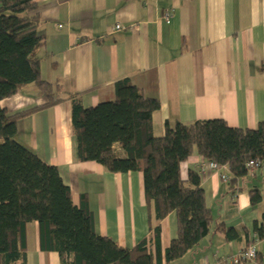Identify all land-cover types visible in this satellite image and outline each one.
Here are the masks:
<instances>
[{
	"label": "crops",
	"instance_id": "obj_1",
	"mask_svg": "<svg viewBox=\"0 0 264 264\" xmlns=\"http://www.w3.org/2000/svg\"><path fill=\"white\" fill-rule=\"evenodd\" d=\"M37 2L44 44L35 56L42 77L65 98L77 96L94 107L115 100V83L130 78L161 103L154 115L157 136L165 134L167 122L224 119L231 127L251 129L264 122V0ZM46 101L31 84L0 105L15 112ZM73 136L68 99L18 121L17 140L58 167L75 204L86 194L96 232L124 248L135 247L151 234L143 174L111 173L97 162L76 161ZM118 152L124 156L120 148ZM204 163L195 152L181 164L182 178ZM259 173L231 188L218 173L201 172L214 215L211 231L194 251L168 263L166 249L178 234L177 215L170 214L161 222L160 264H219L215 254L229 260L252 243L259 257L243 264H264V238L254 237V222L260 221L264 205H253L250 196L251 189L264 184ZM222 222L242 237L226 240L218 230ZM15 264H61L56 252L40 249L37 222L27 225L26 259Z\"/></svg>",
	"mask_w": 264,
	"mask_h": 264
},
{
	"label": "trees",
	"instance_id": "obj_2",
	"mask_svg": "<svg viewBox=\"0 0 264 264\" xmlns=\"http://www.w3.org/2000/svg\"><path fill=\"white\" fill-rule=\"evenodd\" d=\"M39 8L37 0H0V102L31 84L47 99L42 106L15 112L0 105V264L26 259L27 225L32 222L39 224L40 249L56 252L61 264H160L161 222L172 213L178 234L166 249V261L183 258L210 233L214 215L202 185L206 169L189 170L185 180L181 164L196 152L206 165H227L228 170L207 168L221 179L226 175L225 183L235 188L239 180L264 169V122L253 129L231 127L224 119L167 122L165 134L157 136L154 115L161 103L130 78L115 83V100L94 107H86L77 96L65 98L42 77L35 56L44 44ZM66 99L72 103L76 161L97 162L111 173L143 174L151 234L131 249L99 235L86 194L75 204L58 167L17 140L20 118ZM250 162L259 166L252 169ZM250 196L253 205L263 200L258 188ZM218 230L229 241L243 235L224 222ZM254 237L264 238V213L254 222Z\"/></svg>",
	"mask_w": 264,
	"mask_h": 264
},
{
	"label": "built area",
	"instance_id": "obj_3",
	"mask_svg": "<svg viewBox=\"0 0 264 264\" xmlns=\"http://www.w3.org/2000/svg\"><path fill=\"white\" fill-rule=\"evenodd\" d=\"M165 18L167 20H169L170 13L167 12L165 14ZM117 28L120 29V26H118ZM257 166H259V163H254V162H250L249 163V167H251L252 169L257 167ZM207 167H209V168H211L213 170H216V171L228 170L229 169V167L227 165H219L217 163H209L208 165L203 164L201 169L205 170V169H207ZM222 179H223L224 182H226L228 180V177L223 174L222 175ZM257 255H258L257 248H256L255 244L252 243L246 249L241 251L238 256L231 257L229 260L227 258L218 257L217 255H215V257H217L218 259L221 260V262H219V264H241L243 262L255 260L257 258Z\"/></svg>",
	"mask_w": 264,
	"mask_h": 264
},
{
	"label": "rangeland",
	"instance_id": "obj_4",
	"mask_svg": "<svg viewBox=\"0 0 264 264\" xmlns=\"http://www.w3.org/2000/svg\"><path fill=\"white\" fill-rule=\"evenodd\" d=\"M262 171H264V169L263 170H260V173H259V176H258V180L259 181H264V172L262 173ZM259 190H260L261 195L263 197V200L260 203V205H264V184H262V185L259 186Z\"/></svg>",
	"mask_w": 264,
	"mask_h": 264
}]
</instances>
